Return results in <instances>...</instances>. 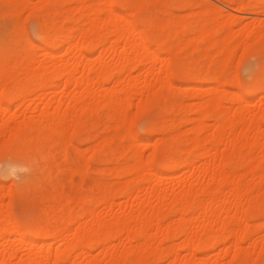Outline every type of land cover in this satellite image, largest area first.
I'll return each mask as SVG.
<instances>
[{"label":"bare ground","instance_id":"bare-ground-1","mask_svg":"<svg viewBox=\"0 0 264 264\" xmlns=\"http://www.w3.org/2000/svg\"><path fill=\"white\" fill-rule=\"evenodd\" d=\"M0 1L7 4V6H8L7 9L9 8L10 11H12L13 15L14 16L17 15V17H18V15L21 16L22 11L23 12L25 10L29 11L31 5H32V7H34L33 9H35V7H36L35 4H33L30 0H0ZM68 1H71V0H39V2L37 1L40 4V6H38L40 8L38 9V11H35L34 17L32 18V20L34 22V26L36 27V33H37L36 37L38 38L37 40H39L41 42V45L34 47V49L32 50L33 55L30 56V58L28 57L29 58V59L27 58L28 60L25 59V60H27V62L24 60L26 63H23V64H30V65L32 64V66H37V69H40V70H37L34 73H32V72L23 73L22 72V75L18 74V75L14 76V75H12V73L8 72V70L6 68L7 66H5V62L3 61L4 60L3 58H2L3 59L2 61L4 63L0 62L1 63V65H0V85H3L2 88H0V108L3 107L2 106L3 97L6 98V99L4 98L5 101L7 102V105L5 106L6 109H8L10 107V105L12 103H14L18 98H20L19 96L21 94L19 95V92L22 91L21 89L23 88L22 86L24 83V81H21L22 79H24L25 82L26 81L28 83L30 82V84L38 83V85H39L38 89L40 91L39 92L40 94L36 96V99L38 101H41V102H44V100H45V104L42 105V108L40 110L33 112V114L29 117L27 122L20 123L17 121H9L7 119L2 120V122H1L2 129L0 130V137L3 138V141H1V143H0V156L6 155V156H9V158L14 157V159L12 158V161L15 160L14 162H9L6 165L2 166V168L0 167V170L3 169L7 174H10V173L13 174L16 169H24L26 164L23 162L20 163V162L16 161V159L17 160L19 159V161L20 160L24 161L28 158V155H30L29 152H31V151L41 152V150L44 147H46L47 142L49 143V147H51V149H54V148L56 149L59 146H61L62 144L65 146V148L67 146L68 147L73 146L71 143V139H74V141L75 140L78 141V143L84 142L85 140H84V138H82L83 137L82 136L83 135L82 134L83 129H85L84 126L86 125V123L88 121L91 120L93 115L96 114L95 116H97L99 114V111H103V110H108V111L110 110V112L114 111L116 114L113 113V114H115V116L112 114L114 116V118H112V119H115V117H116L115 120H116V123L119 124V126H120V124L124 125L123 123L128 122V124L125 126L126 128L124 130H125V132L128 130L127 133H129V136H130V134H131L130 128L131 127L129 125V121L132 118L131 116H136V117L137 116L138 117L143 116L144 114L147 113V111H152V110H150L151 108L156 107V104H157L156 101L158 99L160 100V98L158 97L159 95L158 96L156 95L157 87H155L156 89L154 90V86H156L157 84H158V87H159V84H161L162 86L165 85L166 89H169V87H171L170 90L172 89L173 83L170 81V78L168 77V74H167L168 69H170V68H168L169 64H171L172 59L175 60V62L179 61L178 59H174V58L179 57L181 55L180 53L184 52L182 50L186 49L189 42L191 43V41H192V39L189 38L186 41V43H188V44L180 45L179 44L180 42H178V43H175V45H173V44L169 45L171 43L168 44L166 40L171 33L170 32V30H172L171 27L175 28V27H179V25H180L179 28H183L185 26V24L181 23V22H177V21L173 22L174 20L173 21L169 20L165 24L163 21L165 19H163V20H160V22H162L161 26H157V25L154 26L153 22H151V20H148L145 17L141 18L142 17L141 15H143V13H141L142 10H146V12H144L146 15V13L148 11L150 12L151 11L150 9L152 8L149 6V4L146 7H144V5H146V3H142L141 1H143V0H135V1H133V0H116V4L118 6L120 5L121 8L123 7L125 9L127 4H129L131 6L130 7L128 5L127 8L131 9L130 10L131 14L133 13L132 15L134 16L135 19L137 17H140L141 20L139 22L137 21L139 25L137 23H134L131 20H128L129 17H127L126 15H124V16H126L127 19L123 18V15L120 14L121 12L117 13V11L113 10V4L115 5V0H77L78 6H76L75 11H77V13L79 15H78V17L76 16V18H78L76 20L77 21L76 25H78V26L80 24L84 25L85 23H82L83 19H85V21L88 20V23H87L86 28L84 27L85 25L83 26L84 28H82V29H81L82 25H81V27H79V29L76 28L77 30L75 33V31L72 30L73 28L71 29V27H70V23L73 21V15H75L72 12L73 9H71L72 7L70 8L69 6H67V7H69L68 9L63 7L64 4L67 3ZM152 1L154 3H156L154 6H157V3L162 4V2H161L162 0H151L150 2L153 3ZM75 2H76V0H75ZM138 2H140V3H138ZM145 2H148V0ZM36 5H37V3H36ZM102 5L106 6L105 7L106 12H104V10H102V8L104 9V7ZM101 6H102V8H101ZM148 6L150 8H147ZM32 7H31V9H32ZM161 7H163V6H161ZM247 7L251 11L254 6L252 7V6L248 5ZM127 8H126V10H128ZM147 9H149V10H147ZM10 11L8 10V13ZM130 11H128L129 14H130ZM131 14L129 15L130 17H132ZM139 14H141V15H139ZM162 14H163V12H162ZM10 15H11V17H14V16H12V14H10ZM89 16H91V18H89ZM156 16H151V17H153L154 19L157 20L158 17L156 18ZM5 17H6V15H5ZM224 17L220 14L219 16L212 18L210 21L202 20L204 22H202V23L199 22L200 23L199 25L197 22L196 24L198 26H195V27H197V29L199 28V31L201 32V34H203L202 36H200V38H205L208 36V34L210 33V30L212 29V28H210L212 25H216V26H218L217 28H220L224 24L229 23L227 21L228 18H225L226 19V21H225ZM161 19H162V17H161ZM14 20H16V18ZM156 23H154V24H156ZM189 26H191V25H189ZM192 28H193V25H192ZM217 28L215 27V29H217ZM21 30H19V29L17 30V28H16L17 33H18V31L20 32ZM193 30H194V34H195L196 33L195 28H193L192 31ZM220 31H222V30H220ZM177 32H176V34H177ZM50 33H51V37L49 36ZM190 33H192L191 30H190ZM230 33H232V32H230ZM173 34H174V32H173ZM176 34H175V36H176ZM179 34H181V33L179 32ZM211 34H213V31L211 32ZM22 35H21V37H22ZM196 35H198V34H196ZM192 36H194V35H191V37ZM203 36H205V37H203ZM216 36H218V35H216ZM256 36L259 37L258 35H256ZM224 37L227 39L228 33L226 34V36H223L222 39ZM22 38H24V37H22ZM197 38L200 40L199 43L203 42V40H201L199 37H197ZM210 38H207V39H210ZM211 39H213V38H211ZM239 39H241V38H239ZM243 39H244V41L242 42V45H244V42H247V41H245V38H243ZM213 40H215V39H213ZM213 40H211V41H213ZM17 41H18V39H17ZM95 41H98L97 45L94 44ZM206 41L207 40H205L204 43H206ZM250 41L252 42L251 39H250ZM250 41H248V42H250ZM255 41H258V40L254 39V42ZM15 42H16V40H15ZM215 42H216V40H215ZM240 42H241V40H240ZM59 43L62 46L63 45L66 46L64 49L65 51L62 53L64 56L60 57V58L56 57L55 52H54L55 46L58 45ZM195 43H196V40L192 41L191 46H194ZM255 43H257V42H255ZM255 43H252V44L246 43V45H244V47H242V48H244V52L246 54H249V53L253 54L252 52H255L257 50V47H258V46H256ZM151 44L156 45L157 48H159V47H161L162 49L164 48V50H162V51H164L165 53H167L169 55V59H164L161 57V55L159 53L152 51L150 48ZM197 45H196V47H198L199 50L202 49V50H200V51H203L202 55L204 53H206L204 55H207V51H209V49H211L214 46V44L212 46L210 45V48H209L208 47L209 45L205 44L204 46L200 45V46H202V48H200ZM196 47H193V48H196ZM205 47H208L209 49L205 50ZM233 47H235V45ZM233 47H232V49H229V51H228L229 54L227 53V55H230V54L232 55L233 51H235L233 49ZM214 48L218 49L217 46ZM214 48H212V49H214ZM220 48L222 49V52L223 51L227 52L226 47H223V42H222V46ZM262 49H264V48H262ZM2 50H3V48H2ZM2 50H1V52H2ZM194 50H196V52H197L198 49L196 48ZM199 50H198V52H199ZM260 51H261V49H260ZM95 52L97 53V56L93 60L91 58L92 57L91 55ZM39 53H41L44 56V58L46 56V58L48 57L50 59L45 60L46 59L45 58L44 60L40 59V61H39L36 57ZM220 53H221V51H220ZM107 54H108V57H106ZM218 54H219V52H218ZM223 54H225V53H223ZM262 54H264V53H262ZM39 55H38V57H39ZM204 55H203V57H204ZM227 55L226 54L224 55L225 56V57H223L224 61H222V65H223L222 67H225V68L228 65H230L227 63L225 64V62H228L226 59ZM0 56H1V54H0ZM4 56L6 59L7 56L5 54H4ZM203 57H202V59H203ZM227 58H228V56H227ZM225 59H226V61H225ZM131 64H140V65L141 64H145V65L150 64L154 68L156 67L157 64H159V66L157 65L158 66V68H157L158 74L156 73L154 80H153L154 83H152L153 78L150 81V80H147V76H149L152 73V71L156 72L155 71L156 69L152 70L151 73L148 74L147 76L144 75L145 70H141V72H143V74L141 73V75H140L139 74L140 72H139L137 75L135 73V76H133L134 74H132V71H133V69H131L132 67L130 68L131 70L128 69L129 70L128 74H126V75L122 74V71L125 70L126 65L134 66ZM177 64L179 65V64H181V62L180 63L176 62L175 65H177ZM136 66H138V65H136ZM147 66L149 67V65H147ZM147 66H144V67H146V69L148 70L149 68H147ZM180 66H182V65H180ZM28 67H26V68H28ZM153 67L151 69H154ZM207 67L209 68V66H207ZM210 67L212 68V65ZM127 68H129V67H127ZM133 68H135V67H133ZM180 68H182V67H180ZM211 68H209V69L206 68L205 72L210 73ZM225 68H222V71ZM206 70H208V71H206ZM212 70H211V72H214ZM149 71H150V69H149ZM175 71H174V73H177V70H175ZM190 71H191V69H190ZM113 72H115L117 74L121 73L123 76H126V77L121 79L119 77L120 76L119 75L115 78V80H113V78L111 77V73H113ZM160 73H161V75L163 74L164 77L161 75L158 76ZM187 74H188V72H187ZM220 74H222V73H220ZM19 75H21V76H19ZM185 75L186 74L184 73V71L182 73V69H180V72L177 73L179 80L187 79L188 75H186L187 77ZM190 75L192 76L194 74H190ZM203 75H205V74H203ZM217 75H219V74H215V76H216L215 78L219 77L218 79H215L212 76V79H213L212 80L211 76L209 77V74H208V75L204 76L203 80L204 81L208 80V83H211L209 80H212L216 84L215 85L216 88H214V87L213 88L217 89V91H218V90H220L219 85H221L224 82V79H223V81L220 80V76H217ZM20 77H22V79ZM196 77L195 78L191 77L192 80H190V79L189 80L190 81L196 80L197 79ZM189 80H186V81H189ZM156 81H157V83L155 85ZM158 81H160L161 83H159ZM204 81H202V82H204ZM230 81L231 80L227 81L226 83H228ZM107 84H110L112 87L107 88L106 87ZM223 84H225V83H223ZM229 85L231 86L232 84H229ZM25 86H26V84H25ZM232 86L236 87L237 85H235V83H233ZM222 87H223V85H222ZM222 87H221V89H222ZM162 88H164V87H162ZM255 88L258 89V91L264 90V84L258 83L255 86L249 85L247 88L244 89V91L246 94H248V96H251V95L253 96V92L256 90ZM191 89H194V88H191ZM35 92H36V90L34 88L30 91L31 95ZM220 92L224 93L223 91H220ZM210 93L208 92V94H210ZM226 93H228V92H226ZM188 94H190V96L188 95V98L192 96L191 93L188 92ZM212 95L214 96V94H212ZM212 95H210V96H212ZM230 95H231V93H230ZM240 95L237 96L238 97L237 98L238 107L236 106V108H238V109L236 112H234L235 110L233 111L234 113L231 114V117H229L230 115L228 116V114H226L224 112L226 108L223 107L224 106V105H222L223 103L222 104L219 103L220 99H222V98H218V100H219L218 101L217 98L214 96L216 98L215 100H217L218 102L215 100H214L215 102L211 101V103L214 102L213 106H215V103L217 102V104H219V105H216L217 108L218 107L224 108V110H220L219 116L221 115L220 119L222 121L216 122L220 125L219 126L216 125L217 128L214 131L215 134L211 133V130H210V129H212L211 127H209L210 132H208V133L212 134L211 136L207 133L208 128H206V129L204 128L207 125L212 126V125H214V123L212 125H209L206 123L205 126H203L204 122L201 126H199L200 124L197 126L191 125L192 126L190 129L191 132L194 131L193 130L194 126L196 128L198 126L199 127L197 129H195V133L194 132L192 133V134H194V135L196 134V135L195 136L193 135L194 137L192 136V139L189 140L190 145H188V146L191 147L192 150H196V151L200 147H202L201 141H200L201 139L199 138L200 137L199 134H201V133H204V134L207 133L208 136H210V137L207 136L209 140L206 139L207 141L205 140V143L202 142V144H206V142H208L209 146L207 143V147H204V149L201 148L198 152L199 153L197 155V160L199 159L198 163H199L200 159L203 160L202 163H199L200 164L199 167L194 169L193 166L195 167L196 164L192 166L191 164H193V163L191 162L192 159H190V158H188L187 160L184 161V167L185 166H190V167L192 166L191 167L192 172L189 175L188 179L185 178L184 182L183 181L180 182L181 185L178 187L179 190H175V189L171 188L169 186V184H166L165 181L167 180V176H161L159 178L155 177L156 176L155 173H153L152 170L150 169V167L148 166L149 163L146 165V167H145V165L143 167V166H139L138 164H133V163L127 164L126 163V165H125L126 169H131L132 173H133V171L137 172L136 173V175H137L141 167H142V171H144L146 173V176L145 175L143 176V175H141L142 171L139 172V176L137 175L138 180L134 177L136 179V182L140 181L141 179L142 180L140 182H142L146 177H148L147 179H149V182H150V178H152L151 182L155 178H157L158 182L157 181L154 182V183H157V185L154 184L156 187L148 188L146 190V188H144L142 185V187L144 188V189H142V187H140L142 189V192L146 190L144 193H142L143 194L142 196L139 195L141 193L140 192L141 189L137 190V193L134 191L135 196L133 193H131L132 196H130L131 194L125 196V194L123 193L124 189H122L123 190L122 192L120 190V192L122 193L121 195L127 197L126 198L127 200H129V198L131 200V197H132V200L130 201L131 203L128 202L129 203V206H128L129 211L128 212H126L125 207H121V206H119L120 208H118L119 209V211L117 210L118 212L113 211L112 207L115 205L113 199L115 197H117L118 192L115 193V194H117L116 196L113 195L115 197H113V199H111V200H107V197H106L105 201H103V202L101 200L99 201L100 203L101 202L103 203L102 209L103 210L105 209L104 212H102V209H101V211H100L101 213H98L99 212L98 210H97L98 212L96 213L93 211V209H91V208L89 209V207H88V202H89L88 199L89 198H88L87 199L88 202L83 201L82 207H80L76 211V213L73 214L71 216V218H69V220L67 219L68 221H67L66 225L67 224L72 225L74 223L76 225V228L72 232H69L70 230L69 231L67 230V232L64 231L62 233L58 232L59 229L57 231L55 229H49L48 227H45L41 231L36 232V233H29V232L23 233L20 230V228L18 227L19 225L15 226L13 224L12 215H11L10 211H8V209L3 210L2 207L0 206V224H1L0 225V229H1L0 231H1V235H2L3 229L7 225L8 227L6 226V228H7L8 233L11 234V236H13L11 240L8 239L6 236H5L6 238H4V237L1 238L2 243H0V264H125L126 262L130 263V261H132L133 264H144L143 260L148 258V257H151L152 255H153V258H152L153 260H150V262H152V264H157L161 255L163 257H165L167 255L171 259L170 261H168V264H177V263L178 264H188L192 259L196 258L195 254L198 252L208 253L210 251L217 249V251H216L217 253L224 252L227 254V251H233L232 250V248H233L234 254H235L234 256H236V254H240V250H243L242 243L245 240L246 241L249 240V237H246V236H247V234H249V236H250V233H248V232H251L248 229V219H251V217L254 216V212L259 213L261 211L257 212V206H255L256 205L255 203L253 204V207L255 206L256 211H254L253 210L254 208L251 206V203H253L254 201L256 202V198H258L255 196L256 194L254 192L252 194H250V196L251 195L253 196V194H254L255 200L253 199L254 196L253 197L252 196L247 197L248 191L250 189L246 192L244 191L246 194L245 195L246 197H243L244 193H242V191L240 190L239 179L237 180L235 178L233 172L230 171V169H231L230 167H232L233 164H231L230 167H229V165H230L232 157L236 156V159H237L240 156V160L244 159L243 157H245V156H243L245 151L241 152L243 157H241V155H239V151H241L242 149H240L238 151V153L236 152L237 150L235 151V148H236V146L238 147V144H239L240 148L244 147L243 149H245V150L247 149L246 147H248L249 145L251 147L253 145H257L259 147V145H258L259 140L261 141L262 145H264V142H262V141H264V130H262V129H264V127L261 128L262 125H260L261 122H264V112L258 113L256 115L255 114L251 115L247 110H243V108L241 106L243 104H245V106H248L249 102H247V100L244 96H240ZM210 96H208L207 98H209V99L213 98V96L212 97H210ZM231 96H229V98ZM195 98H197V97H195ZM207 98H205V100ZM227 98H228V96L226 97V99ZM232 98H234V95L230 99L232 100ZM209 99H207L204 103L201 102L202 103L201 105L199 102H196V104L197 105L199 104L200 106L193 104L197 107V109H196V107L193 106V110L195 111V113H194V111H192L194 114H198V116H196L197 120H199L198 118L201 119L202 117H206L205 115H207L208 113L210 114V112H209L210 110H208V109H209V107L211 109L212 105L210 106L211 103L209 104V101H210ZM258 99L259 100L264 99V94L259 95ZM159 100H158V102H160ZM168 100H169V98H168ZM211 100H213V99H211ZM221 102H222V100H221ZM224 102L227 103L228 101L227 102L224 101ZM163 103H165V102H163ZM159 109H160V107H159ZM171 109H172V107H171ZM131 110H133L134 113H133V115L130 114L131 118L128 121H126L127 117L129 116L128 113ZM198 110L200 111V117H199V111ZM212 110L215 111L216 108L213 107ZM160 111H163V110H160ZM196 111H198V113ZM173 113H171V114H173ZM100 114H101V112H100ZM215 114L216 113H214L212 115H215ZM98 117H101L103 120V116H98ZM194 118L195 117H193L192 119L190 118V122H189V118H188L187 122L191 123L192 122L191 120H193ZM207 118H209V116ZM202 119H204V118H202ZM202 119H201V121H202ZM210 119H213V117ZM210 119H207V120H210ZM97 121H98V119H97ZM193 121H195V120H193ZM213 121L215 122V119ZM95 122H93V123H95ZM181 122H183V120ZM196 123L198 124L200 122L197 121ZM98 124H100V123H98ZM114 124H115V122H114ZM238 124H240V128L237 129L236 125H238ZM122 125H121V127H123ZM156 125L157 124H155V123L149 125V129H150L151 133H152L153 129L155 127H157ZM216 126H214V127H216ZM165 127H167V126H165ZM162 128H161V130H162ZM170 128H171V130H173L172 129L173 127L170 126ZM111 129H112V127H111ZM214 129L215 128H213V130ZM164 130H163V132H164ZM237 131L239 132L238 134H237ZM157 132H158V130H157ZM170 133H171V131H170ZM126 136H128V135H126ZM169 136H170V134L167 136V138H169ZM176 136H177V134H176ZM231 136H232V139H230ZM120 137H122V136H120ZM131 137H132V142H137V144H140L141 141L136 140V138L133 137V135L130 136V138ZM1 138H0V140H1ZM171 138H173V136H171ZM121 139H123V138H121ZM170 140H172V139H170ZM175 140H176L175 142H177V139H175ZM107 141L112 143L109 139H107ZM107 141L104 140V138H103V141L101 140L99 142V144L96 145L97 147L96 146L92 147V149L93 148L94 149L92 150V154L89 158L83 157L82 160H83V163L85 165H87L86 167H88V165H90L89 162H91V161H94V160L97 161L99 158H103V160H105L108 157L106 152H105V151H108V150H105V147H107V145H108ZM115 142H117V141L115 140ZM180 143L183 144V142H181V141H180ZM184 143H185V141H184ZM119 145H121V144H119ZM166 145H168V144H166ZM152 146H153L154 151H156L158 149L157 144H155V146L154 145H152ZM169 146H171V145L169 144ZM109 147H111V146L109 145ZM117 147H119V146H117ZM219 147L220 148L222 147L223 149H227L226 150L227 152H225V150H224L225 153L223 151H221V153H219L217 155V153H215V150H217ZM113 148L114 147H112L111 150ZM127 148L129 149V152L132 151V157L133 156L137 157L136 159H134V161L135 160L138 161L139 157H141V156H139V151H140V150L138 151L139 147H137V146L133 147L131 150L128 146H127ZM262 148H264V147H262ZM64 149H62V152ZM128 149L126 150V148H125L123 150L128 151ZM162 149H164V148H162ZM238 149H239V147H238ZM59 150H60V148H59ZM59 150H58V152H59ZM168 150H165V151L167 152ZM177 150L179 151V153H177V151H176L177 154H180V151H182V150H180V148H177ZM201 150H203V151H201ZM76 151H77V155H78V153L84 154V152H85L84 150H82V152H81V150H77V149H76ZM89 151H90V149H89ZM189 151H191V150H189ZM249 151L250 150L248 148V153H249ZM261 151H262V149H261ZM65 152H66V149H65ZM65 152H63V153L65 154V157H66L67 152L66 153ZM185 153L190 154L191 152L186 151ZM192 153H193V155H192ZM192 153H191V155L194 156L195 153L194 152H192ZM64 154H63V156H64ZM114 154L115 153L113 152V156H114ZM246 154H247V152H246ZM59 155H57V156H59ZM140 155H142L141 152H140ZM55 156L53 154H49V155L47 154V158L49 159V157H50L49 163L51 165L54 164L53 160H54ZM63 156H62V158H63ZM41 157H43V156H41ZM67 157H68V155H67ZM116 157H117V155H116ZM249 157H247V158L249 159ZM34 158H35V154H34ZM130 158H129V160H132ZM247 158H245V159H247ZM43 159L47 160L46 157ZM178 159H179V157H178ZM182 159H183V157H182ZM182 159H181V161H182ZM248 159H247V161H244V163L248 162ZM100 160H102V159H100ZM103 160H102V162H103ZM251 160H252V158H251ZM251 160H249V161H251ZM181 161H180V163L183 164V162H181ZM262 161H264V158H262ZM25 162L27 163V165H31V163L29 162V159H28V161L26 160ZM77 163H76V165H78V166L76 167V169H78V168L81 169L80 166H82V165H80L79 162H77ZM139 163H142V162L140 161ZM145 163H147V161H145ZM145 163L143 162V164H145ZM76 165H73V167ZM250 165L252 167V164H250ZM66 167H69L72 169V167H70V165H67ZM262 167H264V166H262ZM144 168H146L147 170ZM85 169H88V168H85ZM262 169H264V168H262ZM262 169H261V171H262ZM67 170H69V169H67ZM72 170H71V174L72 175L76 174ZM235 170H236V167H235ZM252 170L254 172L255 168H252ZM252 170H251V173H252ZM76 172H77V170H76ZM80 172L82 174V170L81 171L79 170V174H80ZM125 172L127 173V171H125ZM186 172H188V171H186ZM119 173H121V172H119ZM129 173L131 174V172H129ZM81 174H80V176H81ZM142 174H144V173H142ZM237 174H239V172ZM254 174H255V172H254ZM259 174H260V171H259ZM84 175H86V173L82 174L83 177H84ZM200 175L202 176L203 179L201 178L199 184L201 182H204V184L203 185L200 184V185H202L201 187L200 186L197 187L198 185L197 186L195 185L197 187L196 188L195 186H193L192 179L194 177H197L199 180ZM139 177L140 178L142 177V178L139 180ZM242 177H241V175H239L240 179ZM262 177H264V175H262ZM204 178H206V179H204ZM253 178H254V176H253ZM203 180H205V181H203ZM242 180H243V178H242ZM149 182H147L148 186H149ZM145 183H146V181H145ZM261 183H264V181H262ZM138 184H140V183L137 182V185ZM224 185L230 186V189L226 188L227 191L226 190H224V191L227 193H225L223 191L225 194L222 193V191H221L222 194H220V197L219 196L217 197V194L219 193L221 187H223ZM261 185H264V184H261ZM127 187H129V186H127ZM7 190H8V188L5 190L4 186L0 187V191H1L0 202L4 198V195H6L8 198H10L11 190L10 189L8 191ZM5 191H6V193L3 194ZM96 192L97 191L95 190L94 193H96ZM107 194H108V190H107V193L105 194V196H107ZM102 195H103V193H102ZM105 196L100 195V197H102V200H104L103 197L105 198ZM122 196H120V197L123 199ZM151 196L155 198L156 203L154 201V205H153V203L149 202V200H150L149 197H151ZM259 196H261V195L259 194ZM90 199L92 200V198H90ZM262 201H264V198H262ZM75 202H77V201H75ZM258 204H259V200H258ZM90 205H92V204H90ZM99 205H101V204H99ZM165 206L167 208H174L175 209L176 213L179 216V217L176 216L174 218L176 220L175 222L171 221V222L166 223V224L165 223L161 224V222H160L161 217L160 216L163 215L161 213V211H162V209H164ZM114 208H115V206H114ZM260 209H264V208H260ZM167 211H169V209ZM262 212H264V211H262ZM59 213H61V212H59ZM259 215H260V213H259ZM232 219H235L234 222L232 221L233 224L230 223V221ZM1 221L4 224L6 223L5 225L3 224V229H2ZM52 227H53V225H52ZM68 227L69 226H67V228ZM8 233L6 232L7 236L9 235ZM251 233H253V232H251ZM256 233H254V234H256ZM257 234H259V233H257ZM157 235H161V239L163 237L168 238L169 236H175V235L182 236V238L180 239L181 243L179 242L180 245L179 244H177V245H179V248H182V250H184V249L186 250L185 256H187L188 258L180 260L181 256L179 254H176V252H175V250H179V248L177 245L174 246L175 244H173V246H172V244L171 245L168 244L171 247H169L168 251L165 250L166 251L165 255H163L161 253L163 250L160 247L162 243H160V245L159 244L157 245L158 241H155L158 239H159V241L161 240L159 238V236L157 237ZM3 236H4V234H3ZM230 237L234 238V239L233 238L231 239V241L233 240V242H232L233 244L230 243L231 242ZM58 238H59V240H57ZM176 238H177V236H176ZM6 239H8V240H6ZM55 239L57 242L59 241V244L57 246H55V244L49 242V240H55ZM114 239L117 241L116 243H117L118 248H116V249H112V247L110 246V245H112L111 241H113ZM138 239H141V241L137 242ZM257 239L261 240L260 243L256 242V241H254L253 243L250 241L251 242V243L249 242L250 244L247 243V244H249V247L251 248L250 252H249V250H247L248 252L242 251L244 253V255L243 256L241 255V256L246 261L247 260L250 261V258H252V256H254L255 254L258 255V252L257 253H255V252L258 250L259 246L261 248H264V238H262V239L257 238ZM171 240H172V237H171ZM133 242L139 244V246L138 247H131V243H133ZM166 242H168V241H166ZM231 244H232V248H231ZM229 245H230V247H229ZM165 246L167 247V245H165ZM249 247H247V248H249ZM95 248H96V250H97V248H98V250L100 249V251L98 252L100 255V258L97 255H94L95 257L92 256V252ZM120 248H122V250H119ZM261 248H259V250H261ZM147 253H148V255L150 254V256H148ZM261 253H264V251H261ZM261 253L259 252V255ZM177 255L180 256V259L177 258ZM163 257H161V258H163ZM168 257H167V259H168ZM255 258L257 259V257H255ZM255 258H253V259L255 260ZM167 259L165 258V261ZM202 259H204V258H202ZM233 259H234V257H233ZM163 260H161V261H163ZM196 261L199 262V260H197V258H196ZM200 262H203V261H200ZM242 262H244V261L242 260ZM252 262H253V264H255V261H252ZM145 264H148V263L145 262ZM202 264H205V261ZM210 264H216V263L214 262V263H210Z\"/></svg>","mask_w":264,"mask_h":264},{"label":"rangeland","instance_id":"rangeland-1","mask_svg":"<svg viewBox=\"0 0 264 264\" xmlns=\"http://www.w3.org/2000/svg\"><path fill=\"white\" fill-rule=\"evenodd\" d=\"M30 1L33 4H35V6H36L35 9L36 8L37 9L36 10L33 9L34 7H32V5H31L32 9L30 7L29 11L28 10H25L24 12L22 11L21 16L18 15L19 18L17 17V15L14 16L12 11H10L9 8L7 9V7H8L7 4L0 1L1 2L0 3V14H1L0 15V22H1L0 23V54H1L0 62L2 63L4 61L5 66H7L6 68H7L8 72L12 73V75H14V76L18 75V74L22 75V72L23 73H25V72L26 73H28V72L34 73L37 70H40V69H37V66H32V64L31 65L30 64H23V63H26L27 60L30 58V56L33 55L32 50L34 49V47L41 45V42L39 40H37L38 38L36 37L37 36L36 27L34 26V22L32 20V18L34 17L35 11H38V9L40 8V7H38V6H40V4L38 3L39 0H30ZM133 1H135V0H133ZM145 1H147V0H143L141 2L146 3V5H144V7H146L149 4V6L152 7L150 9L151 11L150 12L148 11L145 15L144 12H146V10H142L141 13H143V15H141V14H139V15L142 16L141 18L145 17L148 20H151V22H153L154 26H156V25L161 26L162 22H160V20H163V19H165V20H163L165 24L169 20L170 21L174 20L173 22L177 21V22H181V23L185 24V26H184L185 28L184 27L179 28L180 25H179V27H175V28L171 27L172 30H170V32L172 34L170 33V35L168 37L169 39L167 38V40H166L168 44L171 43L169 45H172V44L175 45V43H178V42H180L179 43L180 45L188 44V43H186V41L189 38H191L192 41L196 40V43L194 46H191V44H192V41H191V43L189 42V44H188L189 46L187 45L186 49L182 50L184 52L181 51L182 53H180V54L182 56L178 55L179 57L176 56L177 58H174V59H178L179 61H176V62H178V63L181 62V64L175 65L176 62L173 59L171 62L172 65L169 64L168 68H170V69H168L167 74H168V77L170 78V81L173 83L172 84L170 82L174 88L172 87L171 90H170L171 87H169V89H166L165 85L162 86L161 84H159V87H158V84L156 85V83H157V81H156L155 82L156 86H154V90L156 89L155 87H157L156 95L157 96L159 95L158 97L160 98V100L158 98L157 99L161 103L158 102V100H157L156 101V103H157L156 107L151 108L150 110H152V111H147L146 114H144L143 116H140V117L131 116L134 113L133 110H131L132 112L130 111L128 113L129 116L127 117L126 121H128L132 117L129 121V125L132 128V129L130 128V132H131L130 136L133 135V137H135L136 140L141 141L140 144H137V142H132V137L130 138L129 133H127L128 130L125 132L124 129L126 128L125 126L128 124V122L123 123L124 125L120 124V126H119V124L116 123V120H115L116 117H115V119H112V118H114L116 113L114 111L110 112V110L109 111L103 110V111H99V114L101 112L100 115L99 114L97 116H95L96 114L93 115L94 116V117L92 116L93 119L91 118V120L87 122L88 124L86 123L87 126L86 125L84 126L85 129H83V133H82L83 134L82 138H84V140H85L84 142L78 143V141H76V140L74 141V139H71V143L73 146H69V147L67 146L65 148V146L62 144L61 146H59L56 149L55 148L51 149V147H49V143L47 142L46 147H44L41 150V152H34V151L29 152L30 155H28V158L26 160L28 161V159H29V162L32 160L30 162L31 165H27V163L25 162L26 160H24V161L20 160L19 161V159L18 160L16 159V161H18L20 163L23 162L27 166L24 164L25 165L24 169H16L14 173L12 172L13 174H11V173L7 174L3 169H1L0 170L1 171L0 172V187L4 186L5 190L7 188H8V190L10 189L11 190V196H10V198H8L6 195H4V198L0 202V206L2 207L3 210L8 209V211H10V213L12 215L13 224L15 226L19 225L18 227L20 228V230L23 233H25V232L36 233V232L41 231L45 227H48L49 229H55L57 231L59 229V231H58L59 233H62L64 231L67 232V230L68 231L70 230L69 232H72L76 228V225L74 223L72 225L71 224L66 225V223L69 220V218H71V216L73 214H75L76 211L80 207H82L83 201H87V199L89 198L88 199L89 202L87 201L89 209L91 208V209H93L94 212L97 213L99 211L98 213H101L100 211L103 207L102 202L106 200V197H107V200L113 199V197H115L117 195V194H115L117 192H118L117 197H115L113 199L114 204H115L114 205L115 208H114V206L112 207L113 211L118 212L119 211L118 208H120L119 206H121V207H125L126 212H128L129 211L128 206H129V203H131L130 201L132 200V197H131V200L129 198L130 196H132L131 193H133V194L135 192L137 193V190H140L141 189L140 187H142V185L144 188H146V190L148 188L156 187L154 184L157 185V183H154V182L155 181L158 182V179L155 177L159 178L161 176H167V180L165 181L166 184H169V186L175 190H179L178 187L181 185L180 182L181 181L184 182L185 178L188 179L189 175L191 174V172H192L191 167L196 164L195 167L193 166V168L195 169V168L200 166L199 163L203 162V160L200 159V161L198 163L199 159L197 160V155L199 154L198 152L201 148L204 149V147H207L208 142H206V144H202V142L205 143L206 139L209 140L208 137H210L212 134H215L214 131L216 130L217 126L220 125V124L216 123V122L222 121L220 119L221 115L219 116L220 110H224V108H226L224 112L226 114H228V116L230 115L229 117H231V114L236 112L238 109V108H236V106L238 107V103H237L238 97L237 96H239L241 94L240 96H244L246 98L247 102H249L248 106H245V104H243L241 106L243 108V110H247L251 115H254V114L256 115L258 113L264 112V99H262V100L258 99L259 95L264 94V90L258 91V89L255 88L256 90L254 89L255 93L253 92V96L252 95L248 96V94H246L244 91V89L247 88L249 85L255 86L258 83L264 84V54H262V53H264V49H262V48H264V0H162L161 1L162 4L157 3V6H154L156 3H154L153 1L152 2L154 4L151 3L150 2L151 0H148V2H145ZM36 3H37V5H36ZM138 3H140V2H138ZM115 5L113 4V10L117 11V13L121 12L120 14L123 15V18L127 19V17H129L128 20H131L137 24L141 20L140 17H137L136 19L134 18V16L132 15L133 13L131 14V11H130L131 9L127 8V6L129 4L126 5L125 9L122 7L125 11L120 7V5L118 6L116 4V0H115ZM248 5L252 6V7L254 6L251 11L248 9V7H247ZM67 6H69L70 8L72 7L71 8V9H73L72 12H73V14H75V15H73V21L70 23V27H71V29L73 28L72 30H74L76 33V30L79 29V27H81V25H82V24H80L79 26L76 25L77 24L76 20L78 19V18H76V16L78 17V15H79L77 13V11H75L76 6H78L77 0H76V2H75V0L68 1L67 3L64 4L63 7L68 9L69 7H67ZM102 6H101V8H102ZM149 6L147 8H150ZM161 6H163V7H161ZM103 7H104V9L102 8V10H104V12H106V10H105L106 6H103ZM126 8L128 10H126ZM8 10L10 11L9 13H8ZM147 10H149V9H147ZM128 11H130V14L132 15V17L129 16L130 14ZM162 12H163V14H162ZM10 14H12V16H14V17H11ZM220 14L223 17L225 16L224 17L225 21H226L225 18H228L229 20L227 19V21L229 23H226L221 27L219 26L220 28H217L218 26H216V25H212L210 27L212 29L210 30V33L208 34V36L207 37L203 36L205 38H200V36H202L203 34H201V32L199 31V28L197 29V27H195V26H198L200 23H202L206 20L210 21L212 18H215V17L219 16ZM5 15H6V17H5ZM124 15H126L127 17ZM151 16H156V18L158 17V19L156 20ZM161 17H162V19H161ZM11 18L12 19L16 18V20L13 19L14 20L13 21ZM89 18H91V16H89ZM202 20H204V21H202ZM82 21H83L82 23H85L84 24L85 26L82 25L81 29L84 27L86 28L87 23H88V20L85 21V19H83ZM197 22H198V25L196 24ZM154 23H156V24H154ZM189 25H191V26H189ZM192 25H193V28H195V32H196L195 34H194V30L192 31V29H193ZM215 27L217 29H215ZM16 28H17V30L22 29L21 30L22 32L18 31V33H17ZM219 29L222 31H220ZM190 30L193 34L190 33ZM212 31H213V34H211ZM173 32H174V34H173ZM176 32H177V34H176ZM179 32L181 34H179ZM230 32H232V33H230ZM227 33H228L227 39L225 37L222 39V37L226 36ZM175 34H176V36H175ZM196 34H198V35H196ZM21 35L24 38H22ZM191 35H194V36L191 37ZM216 35H218V36H216ZM256 35H258L259 37H257ZM49 36L51 37V33ZM197 37H199L201 40H203V42L199 43L200 40ZM210 37L215 39L216 42H215V40L211 39ZM207 38H210V39H207ZM239 38H241V39H239ZM243 38H245V41H247V42H244V45H246V43L252 44V43L257 42L255 44H256V46H258L257 47L258 51L256 50L255 51L256 53L252 52L253 54H251V53L246 54L244 52V48H242V47H244V45H242V42L244 41ZM14 39L16 40V42ZM17 39H18V41H17ZM250 39L252 40V42L250 41ZM254 39L258 40V41L254 42ZM205 40H207L208 42L206 41V43H204ZM211 40H213V41H211ZM240 40H241V42H240ZM248 41H250V42H248ZM97 42L98 41H95L94 44L97 45ZM222 42H223V47H226L227 52L226 51L222 52V49L220 48L222 46ZM205 44H208L209 46L208 45L207 46L209 48H210V45L212 46L214 44V46L212 48L217 46L218 49H216V48L209 49L208 47H205V50L209 49V51H207V55H204V54H206V53H204L203 54L204 57H203V55H202L203 51H200L202 49L199 50V48L196 47V45L199 46L200 48H202V46H204ZM200 45H202V46H200ZM232 45L233 46L235 45V47H233ZM150 46H151L150 47L151 50L159 53L162 58L169 59V55L167 53H165L164 51H162V50H164V48L163 49L161 47L157 48V46L154 44L153 45L151 44ZM65 47H66L65 45H63V46L60 45V43L58 45H56L55 50H54L55 56L59 57V58L63 57L64 55L62 53L65 51L64 50ZM193 47H196L199 50V52L197 50V52H198L197 53L196 50H194L196 48H193ZM232 47L235 51L232 50L233 53H232V55L230 54L231 56L227 55L229 49H232ZM2 48L5 52L2 50ZM260 49H261V51H260ZM1 50L3 53L1 52ZM220 51H221V53H220ZM218 52H219V54H218ZM223 53H225L228 56V58L226 56V59L228 62H225V64L226 63L230 64L226 68L222 67L223 66L222 61H224L223 57H225L224 56L225 54H223ZM4 54L7 56L6 59H5ZM39 54H38L39 57H38V55L36 56L39 61H40V59L44 60L46 58V56L44 58V56L41 53H39ZM91 56H92L91 58L94 60L97 56V53L95 52ZM106 57H108V54L106 55ZM202 57H203V59H202ZM25 59H27V60H25ZM48 59H50V58L47 57L45 60H48ZM226 59H225V61H226ZM1 63H0V65H1ZM210 64L212 65V68L210 67L211 66ZM131 65H134V66L126 65V68H125L126 71L123 70L124 72L122 71V74H124V75L128 74L129 73L128 69H130L131 67H132L131 69H133V71H132V74H134L133 76H135V73L137 75L139 72H140L139 73L140 75H141V73L143 74V72H141V70H145L144 75L147 76L148 74L151 73L152 70L156 69L155 70L156 72L152 71V73L149 76H147V80L151 81V79L153 78L152 83H154L153 80H154V77L158 71L157 68H158L159 64H157L158 66L156 65L155 68L150 64H146V65L145 64H141V65L140 64H131ZM136 65H138V66H136ZM147 65H149V67ZM180 65H182V66H180ZM144 66H147V68H149L150 71H149V69L147 70L146 67H144ZM179 66L182 68H180ZM207 66H209V68H211L210 73L207 72L209 74V77L211 76V79H212V76L214 78L216 77L215 74H219L217 76H220V80L223 81V79H224L223 83H225V84L222 83L221 85H219L220 90H218V91H217V89H214V88H216V86H215L216 84L212 81L213 79L209 80L211 83H208V80H205V81L203 80L204 76L208 75L205 72L206 68L209 69ZM26 67H28V68H26ZM127 67H129V68H127ZM133 67H135V68H133ZM152 67L154 69H151ZM173 68L174 69L176 68L175 70H177V73L180 72V69H182V73L184 71V73L186 75H188V78L183 79V80H179L177 73H174L175 70ZM222 68H225V69L222 71ZM190 69H191V71H190ZM211 70L214 72H211ZM206 71H208V70H206ZM187 72H188V74H187ZM202 73L205 75H203ZM220 73H222V74H220ZM116 74L117 73H115V72L111 73V77L113 78V80H115V78L119 75H120L119 77L121 79L126 77V76H123L121 73H119L117 75ZM190 74H194L195 76L194 75L191 76ZM21 75H19V76H21ZM160 75H161V73L158 76H160ZM161 76H163V74ZM191 77L192 78L196 77L197 81L196 80L190 81V80H192ZM20 78L22 79V77H20ZM218 78L219 77H217L215 79H218ZM186 80H189V81H186ZM229 80H231V81L226 83ZM21 81H24L26 86L23 83V86H22L23 88L21 89L22 91L19 92V95L21 94L19 96L20 98H18L14 103H12L8 109L5 108V106L7 105V102L5 101L6 98L3 97V99L4 98L5 99L4 100L2 99V101H3L2 106L3 107L0 108V130L2 129L1 122L3 119H7L9 121H17L20 123L27 122L29 117L33 114V112L40 110L42 108V105L45 104V100H44V102H41V101H38L36 99V96L40 94L39 93L40 91L38 89V86H39L38 83L30 84V82L29 83L27 81L25 82L24 79H22ZM202 81H204V82H202ZM158 82L161 83L160 81H158ZM233 83H235V85H237V86L236 87L232 86ZM229 84H232V85L230 86ZM222 85H223V87H222ZM2 86L3 85H0V88H2ZM106 87L110 88L112 86L110 84H107ZM162 87H164L165 89ZM221 87H222V89H221ZM33 88L36 90V92L31 95L30 91ZM191 88H194V89H191ZM220 91H223V92L225 91L224 92L225 94L220 92ZM188 92L192 94V96L189 98H188V95L190 96V94H188ZM208 92L209 93L211 92V93L208 94ZM226 92H228V93H226ZM230 93L232 96L234 95V98H232V100L230 99L232 97L230 95ZM212 94H214V96L217 98V100H218V98H222V99H220L219 103L220 104L223 103L222 105H224L223 106L224 108L223 107L217 108L216 105H219V104H217V102L219 100L218 101L215 100L216 98ZM210 95H212L213 98H210V99L207 98ZM212 96H210V97H212ZM227 96H228V98L226 99ZM229 96H231V97L229 98ZM195 97H197V98H195ZM168 98H169V100H168ZM205 98L210 100V101L208 100L209 104L211 103V101H214V100L217 102L215 103V106H213L215 101L210 104V106L212 105L211 109H210V107L208 109V110H210L209 111L210 114L208 113L207 115H205L206 117H202V118H204V119L201 118L202 121L200 118H198L199 120H197L196 116H198V114H194L195 111L193 110V106L196 107L195 106V105H197L196 102H199L201 105L202 103H204L207 100V99L205 100ZM211 99H213V100H211ZM221 100H222V102H221ZM224 101H226V102L228 101V102L225 103ZM163 102H165V103H163ZM193 104H195V105H193ZM159 107H160V109H159ZM171 107H172V109H171ZM213 107L216 108L215 111L212 110ZM196 109H197V107H196ZM160 110H163V111H160ZM192 111H194V113ZM198 111H196V112L198 113ZM113 113H115V114H113ZM171 113H173V114H171ZM214 113H216V114L212 115ZM98 116H103V120L101 117H98ZM208 116H209V118H207ZM193 117L196 118V119L195 118L193 119L195 121L191 120L192 122L189 123L190 118L192 119ZM199 117H200V111H199ZM212 117H213V119H210ZM188 118H189V122H187ZM97 119H98V121H97ZM207 119H210V120H207ZM214 119H215V122L213 121ZM182 120H183V122H181ZM196 120L199 121L200 123L197 124ZM93 122H95V123H93ZM114 122L116 125L114 124ZM203 122H204V124H203ZM98 123H100V124H98ZM154 123L157 124L156 125L157 127H155L156 129L154 128L153 129L154 132L152 131V133H151V131L149 129V125L154 124ZM206 123L209 125H212L214 123V125L205 126ZM202 124H203V126H205L204 127L205 129L208 128L207 133L210 132V130H211L212 134L208 133L210 136H208L207 133L206 134H204V133L199 134V136H200L199 138L201 139L200 141H201L202 147H200L197 151L192 150L191 147L188 146V145H190L189 140L192 139V136L194 135L192 133L193 132L195 133V129H197ZM121 125L123 127H121ZM191 125L192 126L193 125H196V126L199 125V126L197 128L194 126L193 127L194 131L192 130L193 132H191V130H190L192 127ZM260 125H262L261 128L264 127V122H261ZM165 126H167V127L169 126V127L167 128ZM170 126L173 127L172 128L173 130H171ZM214 126H216V127H214ZM236 126H237L236 127L237 129L240 128V124H238ZM111 127H112V129H111ZM209 127H211L212 129L209 130ZM161 128H162V130H161ZM213 128H215V129L213 130ZM157 130H158V132H157ZM163 130H164V132H163ZM262 130H264V129H262ZM170 131H171V133H170ZM238 133L239 132L237 131V134ZM169 134H170V136H169V138H167V136ZM176 134H177V136H176ZM126 135H128V136H126ZM120 136H122V137H120ZM171 136H173L174 139L171 138ZM103 138L106 141H107V139H109L112 142V143H110L107 141L108 145H107V147H105V150H108V151H105L107 156H108L105 159L106 161L103 160V158H99L97 161L94 160L95 162L94 161L89 162L90 165H88V167H86L87 165H85L83 163V160H82L83 157L89 158L92 154V150L94 149V148L92 149V147H95L96 145H98L101 140L103 141ZM121 138H123V139H121ZM170 139H172V140H170ZM175 139H177V142H175L176 141ZM230 139H232V136ZM115 140L117 142H115ZM1 141H3V138H1L0 143H1ZM180 141L183 142V144H181ZM184 141L186 144L184 143ZM262 142H264V141H262ZM119 144H121L123 147ZM155 144H157V147H158V149L156 151L153 150V146H152V145L155 146ZM166 144H168V145H166ZM169 144L172 147L169 146ZM109 145L111 147H109ZM126 145L130 148V150L133 147H136V146L139 147V149H138V151L140 150L139 156H141L142 158L139 157L138 161L139 162L141 161L142 163H139L137 160H135L136 162L134 161V159H136L137 157H135V156L132 157V151L129 152V149L127 148ZM258 145H259V147L257 145H253L252 147L249 145L248 147H246L247 149L245 150V149H243L244 147L240 148V146L238 144L239 149L236 146L235 151L237 150L236 152L238 153V151L240 149H242L241 151H239V155H241V157H243V156H245V157H243L244 159H242V160H240V156L237 159H236V156L232 157L233 160L231 159V162L229 165V167L231 166V164L234 165V166L232 165V167H230L231 168L230 171L233 172V174L237 180L239 179L240 190L242 191V193H244L243 197H246L245 192L248 191L249 189L250 190L248 191L247 197L248 196L251 197L252 195L250 196V194H252L253 192L256 194L255 196L258 197V198H256V202L254 201L253 203H251V206L253 207V204L255 203L256 204L255 206H257V212H259V211H261V212H259L260 215H259V213L254 212V216L251 217V219H248V229L251 232H253V233L248 232V233H250V236H249V234H247L246 237H249V240L247 239L248 241H246V240L243 241V243H242L243 250H240V254H236V256H234L235 255L234 249L232 248L233 240L231 241V239L233 237H230L231 242L230 241L229 242L232 243L231 248L233 251H227V254L224 252L217 253L216 252L217 249L210 251L208 253L198 252L195 255H196L197 260H199V262H197L196 258H195V259H192L188 264H202L204 261H205V264H210V263H214V262L216 264H248V263L253 264L252 261H255V264H264V253H261V251H264V248H261L260 246H259V248H261V250H259V248H258L259 251L257 250L255 252V253L258 252V255H256L254 253L256 256L254 255V256H252V258H250L251 262L249 260L246 261L242 257L244 255V253L242 251H245V252L247 250H249V252L251 251V248L249 247V244L251 242L253 243L254 241H256V242L260 243L261 240H258L257 238H259V239L264 238V212H262V211H264V209H260V208H264V201H262V198H264V185H261V184H264V183H261L262 181H264V177H262V175H264V169H262V168H264V167H262V166H264V161H262V158H264V148H262V147H264V145H262L260 140H259ZM117 146H119V147H117ZM208 146H209V143H208ZM74 147L77 150H81V152H82V150H84L85 151L84 154L78 153V155H77V151ZM112 147H114V148L111 150ZM124 147L126 148V150L128 149V151L123 150V149H125ZM59 148L61 151L59 150ZM64 148L66 149L67 153L65 152ZM162 148H164V149H162ZM177 148H180V150H182V151H180L181 155L177 154V153H179ZM248 148L250 150L249 153H248ZM57 149L59 150V152ZM62 149H64L63 152H65L68 155V157L66 155V157L68 159L65 157V154L62 152ZM89 149H90V151H89ZM261 149H262V151H261ZM165 150H168L169 152L168 151L166 152ZM189 150H191V151H189ZM224 150H225V152H227L226 151L227 149H223L222 147L221 148L219 147L217 150H215V153H217V155H218L219 153H221V151L224 152ZM176 151H177V153H176ZM186 151L191 152V153L194 152L195 155L192 156L193 153H192V155H191V153L187 154V153H185ZM201 151H203V150H201ZM244 151H245V153L242 156L241 152H244ZM61 152L64 154V156ZM113 152L115 153L114 156H113ZM140 152L142 155H140ZM246 152H247V154H246ZM33 153L35 154V158H34ZM47 154L48 155L53 154L54 156L56 155L54 157V160H53L54 164L51 165L49 163L50 157L48 159ZM57 155H59V156H57ZM116 155H117V157H116ZM41 156H43V157H41ZM62 156H63V158H62ZM181 156L183 157V159ZM246 156L247 157L250 156L252 158V160L250 157L248 159ZM45 157L47 160L43 159ZM178 157L180 160L178 159ZM8 158H9V156H6V155L0 156V167L1 168H2V166L6 165L9 162L15 161V160L12 161V158L14 159V157H10L11 159L10 158L8 159ZM129 158L132 160H129ZM188 158L192 159L191 162L193 164H191L192 165L191 167L190 166L184 167V161L187 160ZM245 158L248 159V162H246V163H244V161H247V159H245ZM100 159H102L103 162ZM181 159H182V161H181ZM249 160H251V161H249ZM145 161H147V163H145ZM180 161L183 162V164L180 163ZM77 162H79V164L83 166L82 167L79 165L81 169H79V168L76 169V167L78 166V165H76ZM143 162L145 164H143ZM126 163L127 164H132V163L138 164L139 166H143V167H144V165L146 167V165L149 163L148 166L150 167L152 172L155 173V175H156L154 177L155 179L153 178L154 180L151 182L152 178H150V182H149V179H147L148 177H146L142 182H140L142 180L141 179L142 177L141 178L139 177V180L140 179L141 180L137 181L138 183H140L137 185V182H136L137 175L139 176V172L142 171V167L140 168L137 175H136L137 172L133 171V173L136 175L135 176L132 173L131 169H126V166H125ZM249 163L252 164V167ZM67 165H70V167H72L73 170L69 167H66ZM73 165H76V166H74L75 168L73 167ZM235 167H236V170H235ZM85 168H88V169H85ZM252 168H255V170H254L255 174H254ZM67 169H69L70 171ZM144 169H146V168H144ZM261 169H262V171H261ZM71 170L76 174L72 175ZM76 170H77V172H76ZM79 170L80 171L82 170V174L86 173V175H84V177H83L81 172H80V174H81V176H80ZM251 170H252L253 174L251 173ZM258 170L260 171V174H259ZM125 171H127V173ZM186 171H188V172H186ZM119 172H121V173H119ZM129 172H131V174ZM236 172L237 173L239 172V174H237ZM142 173H144V174H142ZM142 173H141V175L146 176V173L144 171H142ZM201 175H200L199 180L197 177H194L192 179L193 186L198 185L197 187H199V186L201 187L204 184V182L200 183L202 185L199 184V182L203 176V175L202 176ZM239 175H241V177L244 175L242 177L243 180H242V178L241 179L239 178ZM253 176H254V178H253ZM204 179H206V178H204ZM145 181H146V183H145ZM203 181H205V180H203ZM147 182H149V186H148ZM127 186H129V187H127ZM143 187H142V189H144ZM226 188L230 189V186L224 185L223 187H221L219 193L217 194V197L218 196L220 197V194L225 192L224 190L227 191ZM106 189L108 190L107 196H105V194L107 193ZM122 189H124V191ZM142 189L140 190L141 193L139 194L141 196L143 195L142 193H144L146 191L145 190L142 192ZM95 190L97 191L96 193H94ZM120 190H121V192L123 191L125 196L131 194L128 197L129 200L126 199L127 197L121 195L122 193L120 192ZM221 191H222V193H221ZM0 193H1V191H0ZM5 193H6V191L3 194H5ZM102 193H103V195H102ZM225 193H227V192H225ZM99 194L101 196H105V198L103 197L104 200H102V197H100ZM259 194L261 196H259ZM113 195H115V196H113ZM120 196H122L123 199ZM134 196H135V194H134ZM253 196H254V194H253ZM255 196L253 197V199L255 198ZM151 197H149V199H150L149 202L153 203V205H154L155 198L154 197L151 198ZM90 198H92V200ZM100 200L102 201L101 203L99 202ZM258 200H259V204H258ZM75 201H77V202H75ZM155 203H156V201H155ZM90 204H92V205H90ZM99 204H101V205H99ZM255 206L253 207L254 211H256ZM166 208L167 207L165 206L164 207L165 210L162 209V211H161V213L163 215L160 213L162 215V216H160L161 218L159 217L161 220L160 221L161 224H164V223L166 224V223H169L171 221L175 222L176 220L174 218L176 216H178V214L176 213L174 208H167V209ZM168 209L170 212L167 211ZM104 211H105V209L104 210L102 209V212H104ZM59 212H61V213H59ZM234 220L235 219H232L230 221V223H232V221L234 222ZM1 223H2V221H1ZM3 224L4 223H2V229H3ZM52 225H53V227H52ZM6 226L2 231V235H1V231H0V235H1L0 236V243H2L1 242L2 237H4V238L7 237L10 240L13 237V236H11V234L8 233ZM67 226H69V227L67 228ZM6 232L9 234L8 236H7ZM256 232L259 234H257ZM254 233H256V234H254ZM3 234H4V236H3ZM158 236L161 239V235H157V237ZM176 236H177V238H176ZM169 237H168L169 239L166 237H163L160 240L161 242L159 241L158 238H157L158 240H155V241H158V243L156 242L157 245L158 244L160 245V243H162L160 247L163 250L161 252L163 255H165V252L168 251L169 247H171L168 244H170V245L172 244V246H173V244H175L174 246H176L177 244H179V242L181 243L180 239L182 238V236L175 235V236H169ZM171 237H172V240H171ZM8 239H6V240H8ZM57 240H59V238ZM139 241H141V239L137 240V242H139ZM166 241H168V242H166ZM49 242L55 244V246H57L59 244V241L57 242L56 239L55 240H49ZM116 242L117 241L115 239L113 241H111L112 245H110V246L112 247V249L118 248ZM247 243H249V244H247ZM165 245H167V247ZM179 245H177L178 248H179ZM138 246H139V244H137L135 242L131 243V247H138ZM229 247H230V245H229ZM247 247H249V248H247ZM97 250H98V248H97ZM97 250H96V248L93 250L92 256L97 255L100 258V255L98 253L100 251V249L98 251ZM119 250H122V248H120ZM175 252H176V254H179L181 256V259H180V256L177 255V258L180 260L188 258L187 256H185V253H186L185 249L182 250V248H179V250H175ZM259 252L261 253L260 255H259ZM147 255H148V253H147ZM148 256H150V254ZM232 256L234 257V259ZM161 257H163V256L161 255ZM161 257L158 260L159 264H168V261L171 260L167 255L163 258H161ZM167 257H168V259H167ZM255 257H257V259ZM152 258H153V255L151 257L146 258L147 260L144 259L143 260L144 264H145V262L148 264H152V262H150V260H153ZM165 258L167 259L166 260L167 262L165 261ZM202 258H204V259H202ZM253 258H255V260ZM161 260H163V261H161ZM242 260L244 262H242ZM200 261H203V262H200ZM130 263L133 264L132 261H130ZM130 263L126 262L125 264H130Z\"/></svg>","mask_w":264,"mask_h":264}]
</instances>
